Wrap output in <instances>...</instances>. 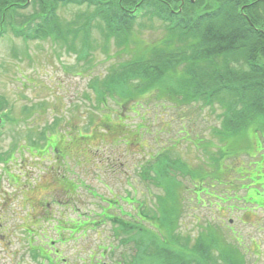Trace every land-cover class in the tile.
<instances>
[{
	"label": "rangeland",
	"instance_id": "1",
	"mask_svg": "<svg viewBox=\"0 0 264 264\" xmlns=\"http://www.w3.org/2000/svg\"><path fill=\"white\" fill-rule=\"evenodd\" d=\"M74 11L75 8L61 9L59 14L68 20ZM23 13L31 12L25 9ZM77 13L81 23L89 18L94 26L91 39L80 40L89 42L83 48L81 43L80 50L90 48L85 60L73 52L79 46L69 47L68 52L50 40L24 44L8 36L0 41V100L5 102V114L9 111L16 119L24 118L29 107L26 114L30 115L26 123L5 124L0 137V153L20 160L9 165V170L14 169L11 176L1 175L0 228H4L1 232L7 227L21 229L14 232V237L13 231L0 234V264H37L27 256L23 238L24 232H33L35 225L48 229L49 236L44 240L47 249L53 247V242L63 243L62 258L56 256L60 264H131L134 242L126 245L122 240L130 239L133 233L118 231L112 221L85 226L87 232L81 235L71 237L66 232L70 220L84 223L89 219L93 225L102 220L97 214L108 206L103 199L115 196L125 211L120 215L114 205L109 214L115 218L120 215L117 217L129 220L132 213L135 220L137 212L142 229L164 231L160 222L152 219L155 213L165 222L167 218L168 228L178 225L176 235L190 242L210 221L219 228L228 226L229 230H217L241 263L264 264V209L244 201L247 192H255L264 200V117H255L228 138H222L217 131L222 130L228 105L234 103L225 94L207 105L201 97L200 101L191 97L190 91H184L189 98L181 103L175 97L166 101L151 90L121 107L108 99L104 108L92 86L107 77L115 62L113 55L125 57L126 53L124 46L116 52L104 44L93 21V10L79 9ZM162 27L158 20H152L137 30L142 29L147 40L149 36L160 38ZM120 115L124 119L119 120ZM104 116L124 126L117 129L121 133L101 134L93 141L86 140L89 146L81 144V136L91 135L95 118ZM54 121L58 122L56 126ZM68 128L75 132L69 137L71 142L61 144L67 161L56 164L51 154L44 162L29 152L25 137L29 131L36 135L44 131L49 136L53 131L65 133ZM124 130L128 134L121 135ZM86 148L94 150L85 152ZM176 159L181 168L174 165ZM7 164L6 161L0 167V174ZM190 171L196 174L193 183L184 178H194ZM9 177L11 185H7ZM61 177L85 187L78 189L73 184L76 191L68 192L71 196L66 197L60 190L63 181H54ZM50 196L59 197L57 204L65 202L67 206H46ZM48 218L54 221L48 223Z\"/></svg>",
	"mask_w": 264,
	"mask_h": 264
},
{
	"label": "trees",
	"instance_id": "2",
	"mask_svg": "<svg viewBox=\"0 0 264 264\" xmlns=\"http://www.w3.org/2000/svg\"><path fill=\"white\" fill-rule=\"evenodd\" d=\"M16 3L25 1L0 0V38L12 31L25 39L57 38L73 42V49L81 48L80 40H90L94 29L89 18L80 21L77 12L85 9L93 10V21L106 46L116 52L124 46L126 56L114 55L107 77L92 86L104 107L108 99L121 107L151 90L166 99L185 100L188 91L193 98L205 94L207 104L225 94L234 103L228 105L223 120V138L249 120L264 117V0H32L33 12L23 16L22 22L16 19L17 8H22ZM69 6L77 12L62 21L58 9ZM152 20L162 23L163 34L145 40L137 27L143 28ZM86 44L89 42H83L82 48ZM84 49L86 55L90 48ZM100 126L111 129L107 122ZM174 165L182 167L179 159ZM192 174L193 179L185 176L193 183L196 174ZM63 186L66 197L76 191L75 185L64 180ZM258 195L247 192L245 203L264 207ZM107 219L120 226L118 231L133 233L130 239L122 240L126 245L134 242L131 264H242L217 230H229L228 226L219 228L210 221L190 242L176 235L178 225L168 228L167 218L165 222L155 213L152 219L159 221L164 231L142 229L120 218ZM76 231L80 232V227Z\"/></svg>",
	"mask_w": 264,
	"mask_h": 264
},
{
	"label": "bare ground",
	"instance_id": "3",
	"mask_svg": "<svg viewBox=\"0 0 264 264\" xmlns=\"http://www.w3.org/2000/svg\"><path fill=\"white\" fill-rule=\"evenodd\" d=\"M27 108H29V107H27ZM29 117H30V115H27L25 113V117L24 118L16 119L17 120V123H26L28 121ZM20 120H23V121H20ZM6 168H7V170H9L8 169L9 168V165H6Z\"/></svg>",
	"mask_w": 264,
	"mask_h": 264
}]
</instances>
